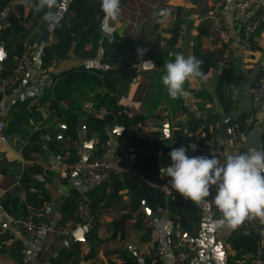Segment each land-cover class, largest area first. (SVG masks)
<instances>
[{
  "label": "crops",
  "instance_id": "0c3cea01",
  "mask_svg": "<svg viewBox=\"0 0 264 264\" xmlns=\"http://www.w3.org/2000/svg\"><path fill=\"white\" fill-rule=\"evenodd\" d=\"M237 1L121 0L119 18L107 20L112 33L105 35L100 0H65L59 25L44 39L49 25L42 19L43 12H34L35 0H0V52H5V59L0 57V77L8 75L21 58L32 60L24 87L0 95V120L7 136L0 141V248L5 250L0 264H47L59 256V264H126L133 256L139 264H176L170 246L172 227L174 218L184 215L190 224L188 231L183 228L185 234L198 243L196 264L249 260L253 251L236 239L252 228L242 224L236 230H214L211 224L219 213L214 208L202 210L183 196L174 199L171 178L163 172L159 188L167 201L153 209L156 216L147 212L144 202L131 210L129 187L115 191V181L125 183L123 173L137 174V153L125 147L132 130L124 124L105 130L112 141L113 167L99 183L105 182L107 188L99 187L97 204L90 192L99 184L88 188L82 179L83 164L103 153V132L88 124L89 114L107 115L110 106H98L103 96H109L107 104L122 105L129 116H145L135 127L146 132L161 133L169 119L171 138L164 140L168 153L161 154L162 168L171 163L169 152L175 141L189 145V133L197 155L215 152L221 161L225 154L264 149L263 138L252 146L246 143L253 129L264 134V104L257 113L252 106V88L264 76V26L254 35L252 46L243 26L233 20ZM261 14L264 0L249 17ZM177 27L179 35L172 42ZM177 53L198 59L209 56L210 68L203 78L185 83L186 99L173 100L160 76L164 64ZM143 61L152 65L140 70ZM226 68L233 71L231 78L224 76ZM73 102L79 106H72ZM73 107L82 112L77 140L66 135L68 124L61 115ZM230 114L233 126L240 122L252 127L241 133L232 130L233 138L222 142L220 129ZM118 125L121 134L112 131ZM26 161L35 166L25 165ZM86 198L90 209L81 213ZM159 206L164 211L158 212ZM29 214L40 228L33 240L20 224ZM123 214L131 217L123 229L116 230L113 223ZM4 216L8 223L2 225ZM69 222L83 229L84 240L56 235L55 229ZM257 222L261 234L252 230L264 249V224Z\"/></svg>",
  "mask_w": 264,
  "mask_h": 264
},
{
  "label": "clouds",
  "instance_id": "9594fccd",
  "mask_svg": "<svg viewBox=\"0 0 264 264\" xmlns=\"http://www.w3.org/2000/svg\"><path fill=\"white\" fill-rule=\"evenodd\" d=\"M65 0H35L36 13L43 12V21L54 28L61 20ZM105 20L116 21L121 12V0H100ZM203 61L194 55L177 53L162 69L160 83L167 95L186 99L184 85L193 79L203 78ZM195 144L172 148L171 163L160 172L170 177L171 189L202 210L215 208L219 218L212 228L236 230L245 221L258 220L264 224V149L250 148L243 153L225 154L223 161L217 156H189ZM215 195L212 196V191ZM211 197V199H210Z\"/></svg>",
  "mask_w": 264,
  "mask_h": 264
},
{
  "label": "trees",
  "instance_id": "16d2710c",
  "mask_svg": "<svg viewBox=\"0 0 264 264\" xmlns=\"http://www.w3.org/2000/svg\"><path fill=\"white\" fill-rule=\"evenodd\" d=\"M263 2V0H262ZM261 4V3H260ZM264 25H262L256 32L250 36V42L252 46H255L254 35L259 33ZM244 34V29H243ZM179 35L178 27L175 30V36L172 39V42H175ZM203 64L201 65L203 73H206L210 68V57L201 56ZM233 71L230 68L224 70V76L231 78ZM223 83V78L220 80V86ZM109 96H103L100 98V103L98 106H110L108 107V113L104 118L94 117L88 115V124L92 127L98 128L104 134V139L108 137L105 135V130L108 127H111L115 123L124 124L129 130H132L127 136L128 139L125 143L126 150H129V147H132L137 153L136 163L134 164V169L137 174L125 172L122 174L125 183L122 184L120 180L115 181V191L121 189L124 185L129 187V192L131 196V210L136 211L142 207L143 202L146 201L152 209H155L157 205H165L166 195L159 188L163 184L161 178L160 169L162 168L161 154H167L168 148L165 146L164 140L161 139V133L159 131L146 132L142 128H136L138 124L145 121L146 117L143 115H133L129 116L124 112V107L119 105L117 102L107 104ZM72 106H79L75 104ZM68 110L67 112H61V115L64 116L66 123L68 124V129L66 132L67 136H70L72 139H78V126L82 112H77L75 108ZM236 128L238 132H244L251 129L252 125L245 128L240 122L236 123ZM263 143H264V134H263ZM176 147H180V142H174ZM115 175V174H112ZM99 187H102V191H105L107 184L101 183L96 188L90 192V196L93 198L96 204L99 200ZM172 208L176 209L177 204L170 200ZM191 210V209H190ZM131 217V214H123L122 217L113 223L114 227L117 229H123L127 219ZM174 221H177L178 217L174 218ZM182 227L185 230H189V223H187L185 215L181 218ZM257 235L254 234V231L250 229L247 233H241L237 237L236 241L239 245H246L250 247L251 251L255 250ZM94 236H91L92 241ZM4 248H0V253L4 252ZM95 251L93 250L89 257H93ZM61 257H53L47 264H59ZM21 258V256H19ZM140 262L133 256L128 258L126 264H139Z\"/></svg>",
  "mask_w": 264,
  "mask_h": 264
},
{
  "label": "built area",
  "instance_id": "2783aa9c",
  "mask_svg": "<svg viewBox=\"0 0 264 264\" xmlns=\"http://www.w3.org/2000/svg\"><path fill=\"white\" fill-rule=\"evenodd\" d=\"M262 0H239L236 2L233 10V20L240 23L243 26L246 38H249L251 34L256 32L264 23V14L257 17H249V13L253 8L258 6ZM32 69V60L29 57L21 58L12 68V71L6 75L0 77V95H5L9 92H16L24 87V79L27 73ZM264 104V76L259 78L252 88V106L253 112L257 113L262 110ZM195 111H199L198 107L194 108ZM148 127H152L151 123ZM232 130H237L235 126ZM188 136H193L189 133ZM7 136L5 134V123L0 120V141H6ZM112 141L107 138L103 144V153L101 156L96 157L82 166V179L84 184L88 188H93L98 185L105 177L106 173L113 167L112 163ZM215 152H211V155ZM25 165L35 166L32 161H26ZM215 192H212V196ZM172 197L179 200L182 195L176 190L172 191ZM89 198H86V202L81 208V213H86L90 209ZM215 210V208H214ZM158 212L164 211L162 206L157 209ZM216 212V210H215ZM218 213V212H216ZM21 228L29 239H35L39 233V226L35 222L33 215L29 214L20 220ZM245 227L252 228L255 232L261 234V228L255 221H245L243 224ZM77 229L75 222H69L63 226H59L55 229L57 236H69L70 233ZM170 246L175 253L176 264H196V252L198 249V243L196 240L189 238L182 227L181 219L178 217L177 221H173L172 238L170 240ZM161 254L164 253L163 248H159ZM249 260H240L239 264H264V249L261 239L256 242V247L253 253L250 255Z\"/></svg>",
  "mask_w": 264,
  "mask_h": 264
},
{
  "label": "water",
  "instance_id": "95a60500",
  "mask_svg": "<svg viewBox=\"0 0 264 264\" xmlns=\"http://www.w3.org/2000/svg\"><path fill=\"white\" fill-rule=\"evenodd\" d=\"M53 28L52 27H48L43 34V38L44 39H48L49 35L52 33ZM103 32L105 35H110L112 33L111 28L108 26V21L104 20L103 22ZM5 52L4 49L1 50L0 52V57L4 60L5 59ZM152 65L151 61H143L140 64V70H144L149 68ZM234 125V120L232 118V115L230 114L223 122L221 129H220V133H219V138L222 140V142H224L225 139H229V138H233V134H232V127ZM82 126L83 122H82ZM121 126H115L114 128H112V131L116 134H121L122 130H121ZM262 133H258L256 128L253 129L248 136V139L246 141L248 146H252L254 143H256L255 141L261 142L262 140ZM85 137V136H84ZM171 138V129H170V122L169 119H166L164 124H163V128L161 131V139L162 140H167ZM186 142H188L189 144H195L196 145V149L195 151H193L191 148L188 150L187 155L189 156H196L197 155V144L195 142H193L188 134H186ZM144 204L146 205V209L147 212L151 215V216H156V211L153 210L149 204L144 201ZM6 223H8V219L4 216L2 218L1 224L5 225ZM84 231L81 227H78L75 231H73L72 233L69 234V238L72 241H76V240H84Z\"/></svg>",
  "mask_w": 264,
  "mask_h": 264
}]
</instances>
